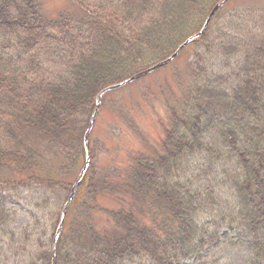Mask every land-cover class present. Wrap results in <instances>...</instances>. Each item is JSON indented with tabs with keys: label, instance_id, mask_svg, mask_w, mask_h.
Segmentation results:
<instances>
[{
	"label": "trees",
	"instance_id": "1",
	"mask_svg": "<svg viewBox=\"0 0 264 264\" xmlns=\"http://www.w3.org/2000/svg\"><path fill=\"white\" fill-rule=\"evenodd\" d=\"M150 1L69 0L49 15L40 0H0V167L25 176L0 180V256L5 240L10 247L19 235L25 244L31 234L29 225L14 227V193H69L100 91L166 59L195 32L197 0L195 9L183 0L162 22L145 19ZM244 10L243 21L232 18L239 33L217 29L210 38L206 30L193 82L156 154L107 174L90 146L56 264H187L207 244L233 240L248 246L245 264H264V7ZM204 52L216 57L217 72L201 64ZM102 199L119 206L101 207ZM39 244L14 264H52L53 244Z\"/></svg>",
	"mask_w": 264,
	"mask_h": 264
},
{
	"label": "rangeland",
	"instance_id": "2",
	"mask_svg": "<svg viewBox=\"0 0 264 264\" xmlns=\"http://www.w3.org/2000/svg\"><path fill=\"white\" fill-rule=\"evenodd\" d=\"M40 1L49 15L63 11L70 6L69 0ZM87 1L92 3L96 0ZM110 1L99 0V4L106 7ZM182 1L151 0L150 5L144 12L145 19L150 21L155 19L156 22L165 21L168 16H172L179 11ZM186 1L187 8L195 9V0ZM197 1L200 4L196 7V12L190 16L195 32L201 30L206 17L215 5V0ZM138 2L140 0H134L135 4H138ZM252 6L260 11L264 7V0H228L215 15L216 23L211 29H207L208 36L213 38L217 29L220 33H239L240 30L237 27L233 28L231 26L232 18L235 17V22L238 19L243 21L244 9ZM227 24H230L229 29H227ZM189 35L187 33L186 37ZM203 35L200 36V41V38L195 40L197 46H186L174 60L166 65L154 69L140 79L112 90L105 95L90 138L91 148L94 150L92 161L98 163L99 169L102 168L101 170L107 174L113 173L115 169L123 172L135 158L141 155H154L158 152L164 138L166 126L170 124L171 116L174 115V109L172 108L181 103L187 93V88L193 82L195 76L194 54H201V51L198 50L204 48L202 41L205 37ZM183 41L182 39L179 44ZM179 44L175 49H171V52H174ZM217 62L216 57L212 56L211 53L204 52L202 54L201 64L203 63V67L206 68L209 74L220 69ZM155 63H151L150 66ZM225 71H229V68ZM50 169L54 170L52 167ZM24 177L13 167H0V180L21 179ZM64 190L59 187L47 192L45 188L30 186L14 193L17 197L9 201L10 208L15 210L14 227L29 225L31 234L25 244H22L19 235L13 239L10 247L8 240H5L3 254L0 256V264H14L24 256H29L40 245L39 241L44 243L45 247H48L50 243L54 244V240L51 242L50 239L52 233L54 238L56 236L54 220L56 214L60 213L59 209H62L65 205L69 194ZM9 191L13 192V189ZM109 200L103 201L102 199L100 202L101 207L119 206L117 201L111 203ZM61 217L62 215L58 219L57 227ZM97 220L99 223L104 224L103 217L97 218ZM33 227H36V229L32 231ZM42 231H45L44 236L41 235ZM221 233H228V228L223 227ZM235 233L233 231L230 234L234 239ZM60 238L61 234L57 242ZM209 245L213 244L205 246L206 252L203 253L199 261L190 260L187 261V264H245L244 260L248 259L246 252L248 246L239 241H226L218 247L212 248Z\"/></svg>",
	"mask_w": 264,
	"mask_h": 264
},
{
	"label": "water",
	"instance_id": "3",
	"mask_svg": "<svg viewBox=\"0 0 264 264\" xmlns=\"http://www.w3.org/2000/svg\"><path fill=\"white\" fill-rule=\"evenodd\" d=\"M223 3H224V1L218 3V4L213 8V10H212L211 13L209 14V16H208V18H207V20H206V22H205V24H204L203 29L201 30V32H199L198 34H196L195 37L199 36V35L204 31V29L207 27L208 23L210 22L212 16L215 14V12L218 10V8H220V7L223 5ZM192 39H193V38H190V39H188L186 42H184V43L179 47V49H178V50H177V51H176V52H175L170 58H168L166 61L161 62V63H158L157 65H154V66L151 67L150 69H147V70H145V71H142V72H140V73H137L136 75L130 77L129 79H127V80H125V81H123V82H121V83H118V84L112 85V86H110V87H107L106 89H104V90L100 93V95H99V99H98V101H97V107H96L95 114L92 116V119H91V121H90V125H89V128H88V131H87V133L85 134V142H86V146H87V147H88V137H89V133H90L92 127H93V124H94V121H95V117H96V113H97L98 110H99V106H100V103H101V100H102L104 94H105L107 91H109V90H112V89L118 88V87H120V86H122V85H124V84H127V83H129V82H132V81L138 79L139 77H141V76H143V75L149 73L150 71H152V70H154V69L160 67V66L163 65L165 62H168L171 58H173L174 56H176V54H178V52H179V51H180V50H181V49H182L187 43H189L190 41H192ZM87 164H88V162H87ZM86 166H87V165H86ZM85 170H86V167H85V168L83 169V171L81 172V174H80V176H79V178H78V180H77L75 186L73 187V189H72V191H71V194H70V196H69V199H68V201H67V203H66V205H65V207H64L62 220H61V223H60L59 228H58V234H59V232H60L61 229H62L63 221H64V218H65V214H66L67 208H68V206H69V203L71 202L73 196L75 195L76 189H77L78 185L80 184V182H81V180H82V178H83V175H84V173H85ZM55 263H56V261H55V257H54V258H53V264H55Z\"/></svg>",
	"mask_w": 264,
	"mask_h": 264
}]
</instances>
